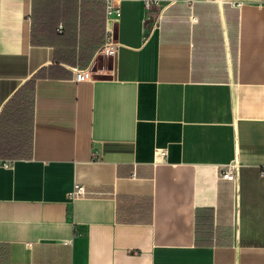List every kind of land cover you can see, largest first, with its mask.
Returning a JSON list of instances; mask_svg holds the SVG:
<instances>
[{
  "label": "crops",
  "instance_id": "obj_1",
  "mask_svg": "<svg viewBox=\"0 0 264 264\" xmlns=\"http://www.w3.org/2000/svg\"><path fill=\"white\" fill-rule=\"evenodd\" d=\"M114 1L0 0V264H264V0Z\"/></svg>",
  "mask_w": 264,
  "mask_h": 264
},
{
  "label": "built area",
  "instance_id": "obj_2",
  "mask_svg": "<svg viewBox=\"0 0 264 264\" xmlns=\"http://www.w3.org/2000/svg\"><path fill=\"white\" fill-rule=\"evenodd\" d=\"M183 0H145L144 5L147 10H150L154 6L165 5L169 6ZM106 12H105V31L104 41L102 46L97 52V55L103 58H114L117 55L119 43L116 40V28L120 22L121 10L120 7L115 4L114 0H105ZM62 28H59V32ZM74 80L76 82L89 81L93 77V73L89 70H81L75 68ZM7 165V163L5 164ZM221 178L225 180L233 181L235 179V172L231 166H226L221 171ZM86 195V190L83 186L76 184L71 194V199L75 200Z\"/></svg>",
  "mask_w": 264,
  "mask_h": 264
},
{
  "label": "rangeland",
  "instance_id": "obj_3",
  "mask_svg": "<svg viewBox=\"0 0 264 264\" xmlns=\"http://www.w3.org/2000/svg\"><path fill=\"white\" fill-rule=\"evenodd\" d=\"M103 41H104V32H103ZM74 70V69H73Z\"/></svg>",
  "mask_w": 264,
  "mask_h": 264
}]
</instances>
